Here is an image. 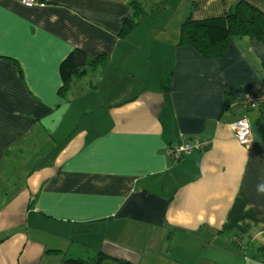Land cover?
I'll list each match as a JSON object with an SVG mask.
<instances>
[{
  "label": "crops",
  "instance_id": "1",
  "mask_svg": "<svg viewBox=\"0 0 264 264\" xmlns=\"http://www.w3.org/2000/svg\"><path fill=\"white\" fill-rule=\"evenodd\" d=\"M237 1L168 0L123 37L128 0H0V264L99 251V264H264V103L241 101L264 89V42L237 35L218 57L176 45L189 11ZM76 47L106 63L61 93ZM94 91L77 117L75 97ZM241 114L257 124L249 146L230 126Z\"/></svg>",
  "mask_w": 264,
  "mask_h": 264
},
{
  "label": "trees",
  "instance_id": "2",
  "mask_svg": "<svg viewBox=\"0 0 264 264\" xmlns=\"http://www.w3.org/2000/svg\"><path fill=\"white\" fill-rule=\"evenodd\" d=\"M167 1L128 0L130 12L123 16L119 34L126 37L139 26L151 10L165 6ZM244 34L249 35L253 40L257 39L264 42V9L249 0H239L224 13L203 18H196L189 11L180 24L177 44L191 45L206 57H218L228 50L234 36ZM106 59L105 53H100L89 59L84 49L76 47L60 64V72L63 78L60 92L63 93L74 78L88 70H90L91 75L95 76L94 78L98 77ZM195 141L204 144L201 147H194L193 151L205 146L206 141L201 139L187 142L194 143ZM236 237L237 240H234L239 249L242 250L245 243L238 235ZM262 248L264 249V245ZM105 256L107 253L99 251L92 257L68 256L66 261L68 264H99ZM119 260L122 264H138L127 257H119Z\"/></svg>",
  "mask_w": 264,
  "mask_h": 264
},
{
  "label": "built area",
  "instance_id": "3",
  "mask_svg": "<svg viewBox=\"0 0 264 264\" xmlns=\"http://www.w3.org/2000/svg\"><path fill=\"white\" fill-rule=\"evenodd\" d=\"M23 3L27 5H33L35 3L44 4V0H21ZM242 101L248 107H258L262 103H264V89L258 92H254L252 90L245 91L242 96ZM230 126L235 133L238 141L245 145L249 146L252 141V128L251 122L247 116L241 114L234 117V119L230 122ZM204 143L201 144L200 141L185 142L181 143L175 147H173L174 153L177 156H182L186 153H191L194 147H201Z\"/></svg>",
  "mask_w": 264,
  "mask_h": 264
},
{
  "label": "rangeland",
  "instance_id": "4",
  "mask_svg": "<svg viewBox=\"0 0 264 264\" xmlns=\"http://www.w3.org/2000/svg\"><path fill=\"white\" fill-rule=\"evenodd\" d=\"M35 4H40V5H42L41 3H35ZM168 15V13H164L163 14V17H166ZM148 17H150V16H148ZM148 17H144V19L143 20H145V19H148ZM160 25V23L159 22H155V25L154 26H152V27H154V29L157 27V26H159ZM157 29V28H156ZM180 29V28H179ZM147 30H150V26L147 28L146 26H143L142 27V29H140L139 30V32L138 33H142L143 35H145V36H147ZM152 30V29H151ZM132 41H135V39L134 38H132L131 39V42ZM138 41L140 42V43H136L135 45H138V47H137V55L139 54V51L140 50H143L144 49V45H145V43H147V39H138ZM156 45V44H155ZM176 45H179V44H176ZM131 49H135L136 50V47H134V46H132V45H128L127 44V46H126V48H125V53L127 52V53H129L130 52V50ZM145 53H143L142 55H144ZM146 62H142V64L141 65H143V66H145L146 67V65H144ZM139 64V65H140ZM141 70H142V67H141ZM258 91H261V90H256V91H254V92H258ZM245 93V92H244ZM101 95H103V94H100V93H96L95 91H94V93L93 94H79V95H77L76 97H75V101L76 102H78V103H76L75 104V107L73 108V110L74 111H76L77 112V117H79V115H80V112H82L81 111V106L83 105V103L84 102H86V101H92V102H95L96 101V99H98V97H100ZM244 95V94H243ZM241 100H242V98H241ZM247 106V105H246ZM248 107V106H247ZM72 110V113H71V116H73V115H75V112ZM68 111H70V110H68ZM236 117V116H235ZM88 118H92L91 116H88ZM234 119V118H233ZM232 119V120H233ZM78 123H80L81 121H80V119L78 118V121H77ZM234 132V131H233ZM19 175H21V174H19ZM237 240V239H236ZM239 241V240H238ZM240 242V241H239Z\"/></svg>",
  "mask_w": 264,
  "mask_h": 264
},
{
  "label": "water",
  "instance_id": "5",
  "mask_svg": "<svg viewBox=\"0 0 264 264\" xmlns=\"http://www.w3.org/2000/svg\"><path fill=\"white\" fill-rule=\"evenodd\" d=\"M251 128H252V132L256 133V130H257V124L255 122H253L251 124Z\"/></svg>",
  "mask_w": 264,
  "mask_h": 264
},
{
  "label": "clouds",
  "instance_id": "6",
  "mask_svg": "<svg viewBox=\"0 0 264 264\" xmlns=\"http://www.w3.org/2000/svg\"><path fill=\"white\" fill-rule=\"evenodd\" d=\"M262 190H264V189H262Z\"/></svg>",
  "mask_w": 264,
  "mask_h": 264
}]
</instances>
